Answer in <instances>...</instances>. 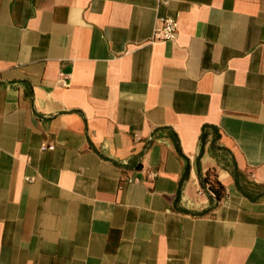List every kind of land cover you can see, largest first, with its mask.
<instances>
[{"label":"crops","instance_id":"1","mask_svg":"<svg viewBox=\"0 0 264 264\" xmlns=\"http://www.w3.org/2000/svg\"><path fill=\"white\" fill-rule=\"evenodd\" d=\"M166 1L0 0V264H264V0Z\"/></svg>","mask_w":264,"mask_h":264},{"label":"built area","instance_id":"2","mask_svg":"<svg viewBox=\"0 0 264 264\" xmlns=\"http://www.w3.org/2000/svg\"><path fill=\"white\" fill-rule=\"evenodd\" d=\"M161 2L167 3L166 0H160ZM159 25L155 28L153 39L170 41L177 38L179 21L174 16H162L159 18ZM54 144L43 142L41 145L42 150L54 149ZM34 178H30L29 181H33ZM132 181V180H131Z\"/></svg>","mask_w":264,"mask_h":264},{"label":"trees","instance_id":"3","mask_svg":"<svg viewBox=\"0 0 264 264\" xmlns=\"http://www.w3.org/2000/svg\"><path fill=\"white\" fill-rule=\"evenodd\" d=\"M211 127L209 125L204 126L203 133H202V140L204 141L207 135V128ZM201 183L204 186H207L212 193L216 196L217 199H221L225 194V186L221 183L218 179L217 175H207L205 178L201 177ZM246 195L253 197V194L249 191H246Z\"/></svg>","mask_w":264,"mask_h":264}]
</instances>
